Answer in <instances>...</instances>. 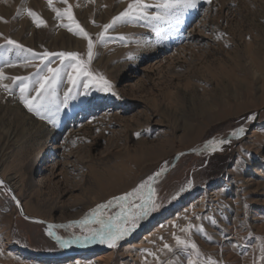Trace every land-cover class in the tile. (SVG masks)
Segmentation results:
<instances>
[{"label":"rangeland","instance_id":"rangeland-1","mask_svg":"<svg viewBox=\"0 0 264 264\" xmlns=\"http://www.w3.org/2000/svg\"><path fill=\"white\" fill-rule=\"evenodd\" d=\"M131 2L68 0L75 20L94 40L91 73L107 79L116 96L97 91L99 83L84 95L89 77H82L80 91L70 94L53 125L24 106L19 82L4 81L11 94L0 88V180L16 184L24 216L68 224L78 237L99 227L80 223L98 205L132 192L176 155L246 127L247 117L264 108V0H198L195 9L170 23L155 29L144 21L118 23L106 34L107 43L99 40L101 26ZM53 6L67 7L61 0ZM27 9L47 27H36ZM0 17V44L7 37L37 53L75 52L87 61V41L61 26L71 21L58 20L47 0H0ZM9 59L22 57L13 52ZM51 59L52 67H60L59 58ZM4 71L31 76L36 68ZM71 87L67 78L59 83L57 102ZM261 119L243 143L233 138L212 154L182 156L154 183L162 206L149 227L133 235L127 249L126 242L115 248L99 243L89 264H205L209 257L218 264H264V115ZM261 166L260 174L252 173ZM189 181L193 186L173 200ZM120 210L109 206L101 218ZM24 216L0 187V264H79L74 258L89 252H79L81 244L61 247L42 221ZM157 224L161 229L143 241ZM177 237L189 247L177 244ZM26 251L73 256L50 263Z\"/></svg>","mask_w":264,"mask_h":264},{"label":"snow or ice","instance_id":"snow-or-ice-1","mask_svg":"<svg viewBox=\"0 0 264 264\" xmlns=\"http://www.w3.org/2000/svg\"><path fill=\"white\" fill-rule=\"evenodd\" d=\"M53 2L54 0H47L49 7L56 14L57 19L63 21L67 18L71 21L69 24L62 23L61 26L87 41V61L82 60L80 55L75 52H49L45 50L43 53H37L31 48H25L24 45L17 41L5 37V44H0V60H3V64H0V88H3L6 92L11 94L12 88L9 84L4 83V81L8 80L13 84L19 82L20 100L28 111L34 113L41 119H47L49 123L55 125L57 123L55 117L59 116L62 108L68 107L69 100L73 98L70 94L80 91L81 86L79 82L82 77H89L88 81L83 83L84 95L89 94L88 89L93 83H99L101 85L96 89L97 91L110 92L113 96H116L117 93L112 90L113 86L107 79L103 76L97 78L91 73L89 65L93 58L94 40L79 22L75 20L72 6L68 3V0H61L63 4L67 5L64 9L54 7ZM88 2L92 3L94 0H88ZM207 3L210 4L211 0H207ZM197 4L198 0H157V3L154 5L147 3L146 0H132L127 8L118 16L114 17L110 23L101 26L103 31L99 34L98 39L103 43H107L106 34L118 23L127 24L136 21H144L147 26H151L155 29L159 23H170L174 18L179 17L187 10L195 9ZM150 7H155L159 9V11L149 13L148 9ZM26 11L27 15L32 18L36 27H47V22L35 11L31 9H27ZM0 20H3V18L0 17ZM93 23L95 22L93 21ZM219 38L220 36H217V39ZM120 39L124 40L125 37H120ZM13 52L17 57H22V59H9V56ZM53 57L59 58L60 67L54 68L51 66V58ZM36 61H39V63L37 64ZM65 61H68V63H65ZM18 65L22 67H35L36 72L31 76H8L5 74V67L13 68ZM64 78H67L68 83L72 85V87L67 89L64 93L63 100L57 102V86ZM32 92H34V95H30ZM247 119L254 121L257 119V114H251ZM245 131L244 127H240L231 132V135L233 137H239L245 134ZM230 143L231 141L227 138L214 139L205 145V150H222L221 145ZM162 171L163 169L161 172H157L155 176L149 177L148 181L141 183L132 192L109 200L107 204L98 205L96 209H93L80 223L81 226L98 224L99 227L90 228V234L78 237L77 241H83L85 243L99 242L106 244L109 248L117 247L121 240L125 239L139 227L141 221L145 220L153 212L158 211L162 206L160 203H157L154 196L155 189L151 187L152 182L162 174ZM192 186V182L189 181L185 187L180 188L179 191L172 196V199H177L181 193L190 189ZM0 187H4V182L2 180H0ZM146 187L148 189V195L145 197L143 195V190ZM7 191L9 193L11 192L10 189H7ZM11 198L16 200L14 195H12ZM136 200H139V203H136ZM16 203L19 206V201H16ZM112 205L119 206L121 210L114 216L110 215L101 218L103 210ZM244 206L247 208L246 203ZM25 218L27 219V217ZM53 227V225L48 226L49 236H55L52 231ZM184 231H187V229ZM55 239L61 247H69L72 243V241H65L59 236H55ZM176 240L177 244L185 248L189 247V242L179 237H177ZM163 247L169 249L170 245L164 244ZM190 247L192 250H196L197 255H199V250L195 243H191ZM260 251L262 259H264V246L261 247ZM149 254L155 255V253ZM205 264H218V262L209 257L205 260Z\"/></svg>","mask_w":264,"mask_h":264},{"label":"bare ground","instance_id":"bare-ground-1","mask_svg":"<svg viewBox=\"0 0 264 264\" xmlns=\"http://www.w3.org/2000/svg\"><path fill=\"white\" fill-rule=\"evenodd\" d=\"M255 114H257V120H256L255 124L253 123L254 121L253 122L251 121V124H249L246 127H244L245 130H246L245 131V134H243L242 136L236 137L234 139H236L239 142H242L243 143V141H245V140H247V138H249V136H250L249 135V131L251 129H253L256 124L259 126V125H261L263 123L261 117H263V115H264V108L259 109ZM249 128H251V129H249ZM256 130H257V128H255L252 131V134H254L256 132ZM262 168H263V166H261L260 168L259 167L258 168H254L252 173L260 174L261 173L260 171H261ZM6 185H7L6 186V191H7V189H10L11 190L10 193L7 191L10 194V196L12 197V195H14L16 197V200H14V202H15V205H16L17 209L19 210V206H21V203H20V200H19L18 196L15 195V193H14V191L16 189V184H12V183H9L8 182V183H6ZM16 201H19V206L17 205ZM22 212H23V208H22ZM21 214L24 216V213H21ZM24 217H26V216H24ZM154 217H155V213L153 212L149 217H147L145 220L141 221V225H140V227L138 229H136L135 231H133L125 239L121 240L118 243L117 247L118 246H120V247L123 246L124 243L126 242V245H128V246L126 248H124V249L129 248L130 246H129V243L128 242L130 241V239H132V236L135 235L140 229L149 227V225L152 223ZM33 218H29L27 216V219L26 220L29 219L31 221H36V222L42 221V223L41 222L40 223L42 225L46 226V227H48L49 225H53L54 226L52 228V231L53 232H60L61 234H60L59 237H61L63 240H65V241H72L71 245L68 248H71L74 245L81 244V246L78 248V251L79 252H85V251L87 252V251H89V252H87V253L84 254L85 256H76L74 258V261L76 263H79V264H89L92 260H95L94 259V255H95V253H96L97 250H94L92 252H91V250L100 247L99 242H89V243H85L83 241H79L78 242L77 241L78 236L74 235V233H73L70 225L64 224V223H61V222H53L52 220H47V219L46 220L45 219H40V218H37V217L36 218L33 217ZM37 219H39V220H37ZM161 226H162V224H157V225H155L153 227V230L150 233H145L144 234L145 237H144L143 241L145 239L149 238L152 234H154L157 231H159L161 229ZM139 233L140 232H138V234L135 235L136 236L135 238H137V236L139 235ZM53 237L55 238V236H53ZM25 253H26V255L28 254L32 258H36L37 260H40V261H47V262H50V263H57V262L58 263L59 262L61 263V262H64V260H66V259L69 260L73 256L70 253L68 255L64 256V257H60L58 255H47V254L31 253V252H28V251H26Z\"/></svg>","mask_w":264,"mask_h":264},{"label":"water","instance_id":"water-1","mask_svg":"<svg viewBox=\"0 0 264 264\" xmlns=\"http://www.w3.org/2000/svg\"><path fill=\"white\" fill-rule=\"evenodd\" d=\"M256 120H257V119H256ZM256 120H254V122H253V121H252V122L255 124ZM238 128H240V127H237V129H238ZM251 128H252V127H251ZM251 128H249V129H251ZM233 138H236V137H233V136L231 135V133H230L229 136L227 137L228 140H231V139H233ZM205 145H206V144H205ZM214 152H215V151L205 150V146H204V147L201 148V149H192V150H189V151L183 152V153H181V154H179V155H176V156L174 157L172 163H171L168 167H166L165 169H163L162 174H161L159 177H157L156 180H158L159 178L164 177L165 175H167V174L173 169L174 165L179 161V159H180L182 156H184V155L191 154V155L203 156L204 154H207V153L212 154V153H214ZM159 172H161V171H159ZM156 173H157V172H156ZM156 173H155V174H156ZM155 174H154L153 176H155ZM156 180H155V181H156ZM155 181H153L152 184H151V187H152V188H154L153 186H154ZM6 186H7V185H6V183L4 182V187H5V189H6ZM21 209H22V207L19 206V210H20V211H21ZM21 213H23V212H21Z\"/></svg>","mask_w":264,"mask_h":264}]
</instances>
